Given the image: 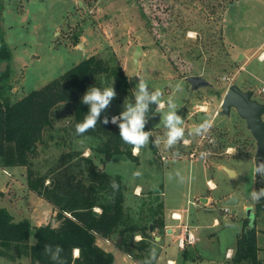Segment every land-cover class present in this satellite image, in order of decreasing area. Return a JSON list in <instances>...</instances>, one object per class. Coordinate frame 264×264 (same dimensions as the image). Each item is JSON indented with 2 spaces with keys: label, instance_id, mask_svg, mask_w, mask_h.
<instances>
[{
  "label": "rangeland",
  "instance_id": "rangeland-1",
  "mask_svg": "<svg viewBox=\"0 0 264 264\" xmlns=\"http://www.w3.org/2000/svg\"><path fill=\"white\" fill-rule=\"evenodd\" d=\"M234 1L1 0L0 27L10 54L5 66L8 77L1 82V100L14 102L22 98L90 55L120 65L133 94L132 99L129 96L121 99L116 94L101 113L109 119L122 112L126 104L135 103L139 79L149 83V91H162L164 108L158 109L150 101L148 110L149 141L161 140L155 144L156 150L149 143L135 154L132 148L137 162L121 156L97 160L100 169L121 176L126 211L131 210L137 222L142 218L148 222L152 211L163 203L164 217L174 231L161 242L163 247L154 264H168L167 258L177 264H232L225 258V252L234 248L244 220L255 224L259 256L264 264V198L256 201L251 195H244L245 176L255 166L256 142L235 109L224 113L221 107L231 85L251 91L252 99L264 102V94L259 93L264 82L262 51L251 54L253 50L232 48L223 35L222 16L226 6ZM256 14L264 18L259 5ZM235 21L245 22L242 16ZM263 37L264 26L259 23L251 38L249 33H242L238 42L250 39L249 45L255 46ZM137 47L142 52L135 64L133 55ZM242 53L250 56L248 60ZM5 68L0 65V72ZM190 75H197L206 83L192 89L187 80ZM102 86H111V79L103 78ZM169 97L175 99L177 112L184 120L185 136L166 147L163 114ZM72 119L68 106L61 103L55 107L52 127L44 133L43 142L32 158L33 169L45 173L59 163L61 155L76 150L86 156L97 145L96 140L78 137L72 131ZM206 121L211 126L198 133L196 129ZM134 172L140 175L134 176ZM26 175L23 166L0 164V207H6L15 221L30 217L39 225L48 222L58 225L55 215L48 211L51 203L29 190ZM137 184L142 187L140 195L134 194ZM259 189H264V176L256 174L251 192ZM231 196L237 197L239 203L224 205ZM247 207L251 208L252 217ZM172 210L183 212L184 217L191 215L197 224L194 233L198 239L191 249L202 256L198 262L181 263L182 252L177 246L180 229L176 228L179 220L171 218ZM41 213L37 222L33 215ZM159 214L163 215L162 209ZM214 218L220 221L216 227L212 225ZM163 229L155 234H162ZM34 240L32 235L30 243ZM183 250L196 256L187 247ZM16 260L0 256V264H30L26 257ZM117 262L120 264L119 257Z\"/></svg>",
  "mask_w": 264,
  "mask_h": 264
},
{
  "label": "trees",
  "instance_id": "trees-1",
  "mask_svg": "<svg viewBox=\"0 0 264 264\" xmlns=\"http://www.w3.org/2000/svg\"><path fill=\"white\" fill-rule=\"evenodd\" d=\"M1 9L0 0V20ZM9 59V49L0 27V63H9ZM7 77L8 66L0 72V90L1 82ZM103 78L111 79V85L121 99L125 96L133 98L122 67L90 55L14 102L0 99V164L25 167L27 187L52 204L58 221L56 226L51 222L36 226L27 218L15 221L5 207H0V256L11 260L27 257L30 264H60L59 260L50 258L59 245L63 249L59 256L66 264H114L113 254L98 246L95 239L97 236L104 239L121 237L118 246L133 259L153 264V250L146 241L148 222L143 218L137 222L131 210L126 211L125 185L121 176L110 174L97 165V160L106 161L113 156L137 162L138 157L131 151L133 146L120 138L118 124L101 122L103 115L94 128L83 134L75 131V125L88 111V106L81 102L83 94L92 85L103 87ZM61 103L71 110L72 131L78 137L96 140L97 145L92 146L86 156L76 150L61 155L54 168L41 173L32 168V158L43 142L44 133L52 127L53 110ZM145 130L149 131L147 124ZM149 146L156 150L152 139ZM46 180L49 182L45 183ZM113 181L117 184L115 188ZM161 208L160 202L151 213L152 227L163 226L158 216ZM136 233L141 234L142 239L134 242ZM32 235L34 243H30ZM47 246L52 247L50 252L45 250ZM75 249H78L77 256ZM258 250L255 224L244 220L230 262L262 264Z\"/></svg>",
  "mask_w": 264,
  "mask_h": 264
},
{
  "label": "clouds",
  "instance_id": "clouds-1",
  "mask_svg": "<svg viewBox=\"0 0 264 264\" xmlns=\"http://www.w3.org/2000/svg\"><path fill=\"white\" fill-rule=\"evenodd\" d=\"M176 87L177 90H180V85ZM162 95L163 93L160 89L149 91V83L146 80L139 79L135 89V103L126 104L122 112L111 116L110 119L108 116H104L101 122L103 124H108L109 122L118 124L120 138L125 143L133 146V153L135 154L149 143V137L151 136V131L145 130V125L149 119V102H155L158 105V109L164 108L165 102L161 100ZM115 96L116 90L113 85L106 87L90 86L81 98V102L88 106L87 115L75 125L76 133L83 134L88 129L94 128L101 118V113L104 112ZM177 110L175 99L169 97L167 100V111L163 114V125L166 129L163 142L166 147L177 144L185 136L184 120ZM210 126L206 121L196 131L198 133L201 130L207 131ZM160 142V138L153 141L154 144H159ZM253 174L264 176V160L257 161V164L253 167ZM133 175L139 176L140 173L134 172ZM112 186L113 188L117 186L115 181L112 182ZM250 195L253 200L259 201L264 198V189L255 190ZM51 249V246H47L45 250L50 252ZM55 249V254L50 256L51 260H59L60 264H66V261L59 256L63 251L62 247L57 245Z\"/></svg>",
  "mask_w": 264,
  "mask_h": 264
},
{
  "label": "crops",
  "instance_id": "crops-1",
  "mask_svg": "<svg viewBox=\"0 0 264 264\" xmlns=\"http://www.w3.org/2000/svg\"><path fill=\"white\" fill-rule=\"evenodd\" d=\"M241 1L242 0H236V1L232 2V3H230L228 6H226V8L224 10V13H223V16H222L223 35H224L225 39L227 40V42L229 43V45L232 46V48L233 47H240V48H243L245 50H253L251 52V54H253V53H255L256 51L259 50V51H262L260 55H262L261 57H263L264 50H262V49L264 48V37L259 42H257V44L255 46H250L249 45V42L251 41L250 39H248L249 41L246 42V43H241V42H238V38H240L242 36V33H249V37L251 38V32H252V30L256 29V25H258L260 23V27L264 26V18H262L260 15L256 14V7H258V5L260 7H262L263 12H264V3H263L264 1L262 2V1H259V0H245V1L243 0L244 3H243L242 6L240 5ZM234 7H235V9H233ZM239 16H242L245 22H243V21L236 22L235 20ZM258 18H260L259 21L257 20ZM253 20H255V21L252 22ZM240 31H241V33H240ZM241 55H243V56L245 55V57H247V60H248V57H250V56H248L245 53H242ZM260 59H262V58H260ZM155 107L158 108V105L155 104ZM141 190H142V187H141L140 184L135 185L134 194L138 195L139 192H141ZM49 206H50V209L48 210L49 214L54 216L55 213H56V210L52 206V204H49ZM165 208H166V206H165ZM161 209H162L163 215L161 216L160 214H158V212H157V214H158V216L160 215V218L162 219V223H163L162 227L164 228L162 234L161 233L160 234H155V231L159 232L162 227H160V228H159V226L152 227L153 226V220L152 219L148 220L149 229H148V235H147L146 241L150 243L151 249L156 251L155 258L153 259V264L156 262V260L158 258V255H159V251L163 247V244L161 242L163 240H165V238L167 236L171 235L173 233V231H174V228L171 227L170 224H168V222L166 221V219L164 217L163 203H162V208ZM46 211L47 210H45V212ZM175 212H177L179 214V216H180V219H177V220H179V223L177 224L176 228L180 229V231H181V225H185L186 224L188 226V228L193 233L196 232V229H197L198 226H197V224H194L195 222H194L193 219H191V215H185V217H184L183 212L178 211V210H172L170 212V216H172L171 214H173ZM42 214L43 213H41L40 215H38V214L33 215L34 218L37 219L36 220L37 222H39L38 219L41 218ZM24 218L29 219L30 222L33 225H36V226L39 225V223H37V224L33 223L31 221L30 217L29 218L28 217H24ZM172 219H174V218H172ZM219 224H220L219 219L218 218H214L212 225L216 227ZM241 227H242V225H241ZM194 235L196 236L195 233H194ZM113 238L104 239V238H101V237L97 236L96 239H95V242L102 249H104L105 251H109V252H111L113 254V262H114V264H118V262H117V258L118 257H119V260H120V264H123V263L127 264L129 261H132V262H129L128 264H144L143 262H140V261H137V260L133 259L128 253H126V251L123 248L118 246L120 244V242L118 243V239H121V237H115L116 238L115 242H113ZM141 239H142L141 234H139V233L134 234V236H133V241L134 242L140 241ZM32 242L34 243V241H32ZM195 243H193L191 245H187L186 247H187L188 250H193L195 252L194 255H196V256H193L191 253H190V255H188L187 250L185 251V250L181 249L182 257H183L181 263H184V262L193 263V262H198L199 260L202 259V256L200 255V253H196V251L194 249H191V248L194 247L193 245H195ZM235 246H236V243H235ZM235 246H234V248L232 250H231V248H227V251L225 252V258H228V259L231 260V256L234 253ZM257 246H258V244H257ZM258 248L260 250L259 246H258ZM259 250H258V257L261 260H263V258H261L259 256ZM153 252H152V255H153ZM120 254H123V255H120ZM74 255L75 256L78 255V249L74 250ZM27 259H29V258H27ZM21 260L25 261L24 259H21ZM168 260L170 261V263H168ZM16 261H18V260H16ZM166 261H167L168 264H177V262L174 259H172V258H167Z\"/></svg>",
  "mask_w": 264,
  "mask_h": 264
},
{
  "label": "water",
  "instance_id": "water-1",
  "mask_svg": "<svg viewBox=\"0 0 264 264\" xmlns=\"http://www.w3.org/2000/svg\"><path fill=\"white\" fill-rule=\"evenodd\" d=\"M141 52L142 49L140 47H137L133 55L135 64H137V57ZM6 64V61L0 63L3 68H5ZM187 80L190 83L192 89H196L198 86L206 83L204 79L200 78L197 75H190L187 77ZM221 107L224 113H229L231 108L235 109L238 115L245 120L246 125L256 142V164L257 161L259 162L261 160H264V119L262 118V115L264 113V102L260 103L252 99L251 91H242L237 85H231L226 90L224 98L221 102ZM227 171L228 173H230V175L233 174L232 170L228 169ZM253 179V167H251L248 174L245 176V197H249V195L251 194ZM238 203L239 199L235 196H231L229 199L224 201L223 204L226 206H234ZM246 209L247 213L252 217V214L250 212L251 208L247 207ZM120 241L121 239H118V243Z\"/></svg>",
  "mask_w": 264,
  "mask_h": 264
},
{
  "label": "built area",
  "instance_id": "built-area-1",
  "mask_svg": "<svg viewBox=\"0 0 264 264\" xmlns=\"http://www.w3.org/2000/svg\"><path fill=\"white\" fill-rule=\"evenodd\" d=\"M260 94H264V82L262 83L260 89ZM172 218L174 219H180V216H176L175 213L171 214ZM197 241V237L194 235V233L188 228L187 225H181V231L177 238V246L180 249H184L187 245H191ZM168 263L170 261L168 260Z\"/></svg>",
  "mask_w": 264,
  "mask_h": 264
},
{
  "label": "bare ground",
  "instance_id": "bare-ground-1",
  "mask_svg": "<svg viewBox=\"0 0 264 264\" xmlns=\"http://www.w3.org/2000/svg\"><path fill=\"white\" fill-rule=\"evenodd\" d=\"M261 58H262V57H261ZM210 183H212V182H210ZM211 186H212V185H211ZM175 215H176V216H179V214H178L177 212H175Z\"/></svg>",
  "mask_w": 264,
  "mask_h": 264
},
{
  "label": "flooded vegetation",
  "instance_id": "flooded-vegetation-1",
  "mask_svg": "<svg viewBox=\"0 0 264 264\" xmlns=\"http://www.w3.org/2000/svg\"><path fill=\"white\" fill-rule=\"evenodd\" d=\"M255 164H256V159H255Z\"/></svg>",
  "mask_w": 264,
  "mask_h": 264
}]
</instances>
